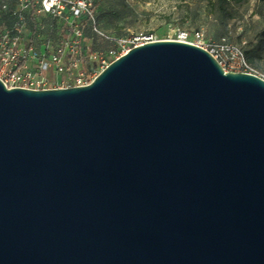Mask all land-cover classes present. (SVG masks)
Returning <instances> with one entry per match:
<instances>
[{
    "label": "water",
    "instance_id": "water-1",
    "mask_svg": "<svg viewBox=\"0 0 264 264\" xmlns=\"http://www.w3.org/2000/svg\"><path fill=\"white\" fill-rule=\"evenodd\" d=\"M0 264H264V80L178 40L0 79Z\"/></svg>",
    "mask_w": 264,
    "mask_h": 264
},
{
    "label": "rangeland",
    "instance_id": "rangeland-1",
    "mask_svg": "<svg viewBox=\"0 0 264 264\" xmlns=\"http://www.w3.org/2000/svg\"><path fill=\"white\" fill-rule=\"evenodd\" d=\"M3 1L15 8L18 0ZM11 22L8 15L4 16L0 32ZM76 23L82 31L78 57L90 78L100 70L88 59V54L106 53L113 46L105 36L126 39L136 36L140 43L144 41L142 37L149 35L155 40H177L178 31L189 34L201 31L212 41L225 38L243 49L259 73L264 71V8L260 0H94L91 16L83 15ZM71 38V28L66 23L36 16L34 27L26 24L23 44L43 48L49 43L55 49ZM43 76L50 83L62 79L61 74L52 71ZM49 85L53 88L59 84Z\"/></svg>",
    "mask_w": 264,
    "mask_h": 264
},
{
    "label": "built area",
    "instance_id": "built-area-1",
    "mask_svg": "<svg viewBox=\"0 0 264 264\" xmlns=\"http://www.w3.org/2000/svg\"><path fill=\"white\" fill-rule=\"evenodd\" d=\"M94 0H18L13 8L7 2L0 1V22L8 15L12 22L0 32V79L8 88L49 89V84H59L53 88H69L88 85L94 78L85 70L78 57L81 28L76 21L83 15L91 16ZM33 10L36 16L45 15L66 23L71 28L72 38L55 49L48 43L43 48L24 45V33L27 23L26 13ZM92 30L99 33L96 27ZM132 39L119 38L106 53L91 51L88 59L101 71L110 62L125 54L129 49L140 44L155 41L152 35ZM177 40L188 42L206 50L225 72H243L253 74L264 80V71L258 72L245 57L240 46L221 38L212 41L201 31L189 34L177 32ZM52 71L61 74L59 82H48L44 73Z\"/></svg>",
    "mask_w": 264,
    "mask_h": 264
},
{
    "label": "trees",
    "instance_id": "trees-1",
    "mask_svg": "<svg viewBox=\"0 0 264 264\" xmlns=\"http://www.w3.org/2000/svg\"><path fill=\"white\" fill-rule=\"evenodd\" d=\"M260 2H261L262 7L264 8V0H260ZM26 17H27V23L31 24V26L34 27V25H35V17H36V15L33 13V10L28 11V12L26 13ZM39 17H45V18H49V19H51V20H55V19H52V18H50V17H48V16H45V15H39ZM27 23H26V24H27ZM262 37H264V30L262 31ZM105 38L108 39L109 42L112 43V44L114 45V40H117V39H119V38H123V37L119 36V37H116V38H109L108 36H105ZM112 47H113V46H112ZM112 47H110V48H112ZM263 50H264V46H263ZM244 54H245V53H244ZM245 57H246V59H247V56H246V55H245ZM250 59L252 60V58H250ZM247 62L251 65V63L248 61V59H247ZM251 66H252V65H251ZM252 67H253V66H252Z\"/></svg>",
    "mask_w": 264,
    "mask_h": 264
}]
</instances>
